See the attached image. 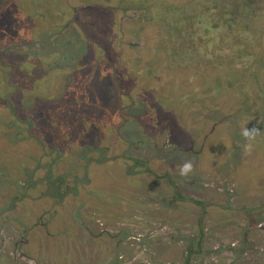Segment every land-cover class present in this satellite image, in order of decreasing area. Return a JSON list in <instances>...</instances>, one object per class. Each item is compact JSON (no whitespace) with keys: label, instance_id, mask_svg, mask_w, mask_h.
Returning <instances> with one entry per match:
<instances>
[{"label":"rangeland","instance_id":"374dc122","mask_svg":"<svg viewBox=\"0 0 264 264\" xmlns=\"http://www.w3.org/2000/svg\"><path fill=\"white\" fill-rule=\"evenodd\" d=\"M119 4L0 0V47L12 63V87L0 84V212L22 196L23 186L33 197L46 192L50 166L56 175L74 176L72 160L50 162L54 142L71 153L98 148L83 153L95 159L91 184L84 183L89 192L65 201L73 210L70 223L85 220L78 227L85 236L76 230L79 244L66 251L53 240L45 251L35 247L37 259L49 264L50 249L60 258L55 264H264V111L237 110L222 69L204 78L199 68H170L167 52L162 63L155 56L139 68L125 46V4ZM259 79L264 89V76ZM245 125L262 131L251 155L242 150ZM28 126L48 146L36 176L42 143L28 137L15 144L26 140ZM188 160L194 171L182 178L179 167ZM86 161L75 164L85 168ZM177 194L205 208L183 204ZM14 225L23 232L21 220ZM2 228L0 264H13L4 252L16 243L30 250L25 236Z\"/></svg>","mask_w":264,"mask_h":264},{"label":"flooded vegetation","instance_id":"af4514ba","mask_svg":"<svg viewBox=\"0 0 264 264\" xmlns=\"http://www.w3.org/2000/svg\"><path fill=\"white\" fill-rule=\"evenodd\" d=\"M119 3L125 4L122 5L123 14L120 18L122 31L128 38L125 46L136 54L139 68L156 61L155 56L159 59V63H162V55L167 52V66L170 68L174 66L186 69L199 68L198 70L204 78L211 77L207 74L209 70L222 69L226 72V79L231 81L232 96L236 101L235 108L246 113H251L253 110L264 111V89L259 79L264 76V0H119ZM2 54L5 52L0 47V72H2L0 75L3 77L0 84L2 82L4 86L7 83L9 86L12 63L6 57H2ZM137 58L139 59L137 60ZM1 63L5 66L3 67ZM4 68L9 70L7 71L8 75H6L7 72L5 74ZM0 90H2L0 92L5 91L3 87ZM261 98L263 99L261 100ZM2 113L4 114L3 111ZM23 122L22 120L17 125H21ZM30 125L32 126L31 123ZM29 128L28 126L26 140H18L15 144L27 142L28 137L29 141L34 139L37 144L42 143L44 154L37 159L39 165L33 169L32 173L33 176H36L41 170V163L47 158L48 152L45 147L48 146L43 138L33 134L32 129L30 134ZM51 146L50 151L54 152L56 157L53 158L52 155L49 158L50 162L72 160L74 169L71 167V172H76L74 176L62 175L63 172L56 175L50 166L51 171L49 176H46L49 182L46 184V180L43 181L45 187L48 188L46 192L40 197H33L29 194V189L23 186L22 196L14 204L12 203L9 210L0 212L1 230L3 224L4 227L14 228L20 236L26 237L21 242L28 245L27 249L30 250L29 253L25 252L16 243L14 250L4 252L7 259L11 255L10 259L13 260V264H48L47 261L45 263V257L41 256V260H39L37 256L31 254V251L36 252L35 247H39L43 251L47 250L48 241L52 242V240L54 241L53 246L61 247V251H66L70 249L71 242L79 244V240H76V235H74L77 233L76 230L80 236H85L84 231L78 229L80 224L81 227L85 226V220L83 219L82 223L77 217L78 219L74 218L75 221L72 220L70 223L67 216L72 215L73 210L65 201L74 197L73 194L81 193L82 189L89 192V188L87 190V186L91 184L88 174L89 166L95 159H90L92 157L89 156L90 154L83 156V153L89 149L94 151L101 149L86 147L84 150H79V148H72L73 152L71 153V151L63 150L64 146L60 142H54ZM64 152L68 155L67 159ZM26 156L29 158L28 161L35 159L33 155L27 154ZM82 160H87L85 168L80 164H75L81 163ZM137 165L139 164L137 163ZM0 168H3L1 164ZM85 182L87 186L84 185ZM24 199L38 200L39 205L37 207L32 204L23 205L21 202ZM45 199L48 200V203H43ZM185 201L196 207L205 208V204L199 200L185 198ZM194 201L200 202L201 205L195 204ZM48 206L50 207L48 208ZM256 208L258 209L259 206L254 207L255 210ZM89 211L90 209L87 218L91 217V220L94 217L93 213L90 214ZM19 220L23 224V232L14 225ZM63 225L68 228L66 233L62 230ZM35 228L37 233H35ZM106 233L109 234L108 228ZM34 235L37 236L36 239ZM200 237L202 240L204 235ZM32 241H34V245H32ZM49 252L52 253L49 264L59 261L60 258L55 259L56 253L50 249ZM2 253L3 250L0 249V257L4 258Z\"/></svg>","mask_w":264,"mask_h":264},{"label":"clouds","instance_id":"9594fccd","mask_svg":"<svg viewBox=\"0 0 264 264\" xmlns=\"http://www.w3.org/2000/svg\"><path fill=\"white\" fill-rule=\"evenodd\" d=\"M246 125L243 127L241 132V135L245 141L242 150L245 155H251L254 151L257 139L261 136L262 131L255 126H253L252 128H248ZM193 171L194 164L191 160L185 161L179 167V175L182 178H188L193 173Z\"/></svg>","mask_w":264,"mask_h":264},{"label":"trees","instance_id":"16d2710c","mask_svg":"<svg viewBox=\"0 0 264 264\" xmlns=\"http://www.w3.org/2000/svg\"><path fill=\"white\" fill-rule=\"evenodd\" d=\"M171 182H173V181H171ZM173 183H174V182H173ZM177 198H178V200H179L180 202H182L183 204L186 202V201H185V198L182 197L180 194H177ZM186 203H187V202H186ZM194 203L197 204V205H201L200 202H198V201H194ZM202 235H203V234H201V236H202ZM190 253H192V252H190ZM185 264H189V259L186 261Z\"/></svg>","mask_w":264,"mask_h":264}]
</instances>
